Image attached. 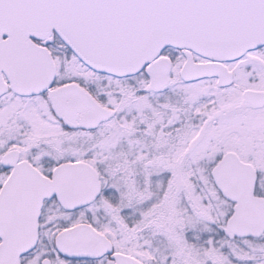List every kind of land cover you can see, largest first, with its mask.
Wrapping results in <instances>:
<instances>
[{
	"label": "snow or ice",
	"instance_id": "1",
	"mask_svg": "<svg viewBox=\"0 0 264 264\" xmlns=\"http://www.w3.org/2000/svg\"><path fill=\"white\" fill-rule=\"evenodd\" d=\"M0 264H264V0H0Z\"/></svg>",
	"mask_w": 264,
	"mask_h": 264
}]
</instances>
